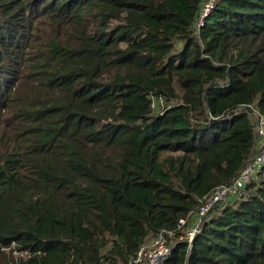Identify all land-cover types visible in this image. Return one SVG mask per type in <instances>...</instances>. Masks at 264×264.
<instances>
[{
    "label": "trees",
    "instance_id": "obj_1",
    "mask_svg": "<svg viewBox=\"0 0 264 264\" xmlns=\"http://www.w3.org/2000/svg\"><path fill=\"white\" fill-rule=\"evenodd\" d=\"M202 1L0 0V264H125L161 231V264H264V168L176 239L264 114V0L197 39Z\"/></svg>",
    "mask_w": 264,
    "mask_h": 264
},
{
    "label": "built area",
    "instance_id": "obj_2",
    "mask_svg": "<svg viewBox=\"0 0 264 264\" xmlns=\"http://www.w3.org/2000/svg\"><path fill=\"white\" fill-rule=\"evenodd\" d=\"M221 0H203L199 6L197 19L193 27V33L199 37L201 29L205 26L206 18ZM153 106V102H152ZM251 115L254 123L255 148L249 159L247 166L239 175L229 182L222 184L203 196L197 206L195 217L197 225L191 228L185 236V240L190 244L199 232L198 224L217 203L238 202L243 196L245 189L252 182H255L259 173L264 168V115L253 109ZM193 213L188 215V218ZM185 224L181 220L178 229ZM173 236L171 232L161 231L155 238L139 247L137 252L128 259L125 264H161L171 252L173 244L168 240V236Z\"/></svg>",
    "mask_w": 264,
    "mask_h": 264
},
{
    "label": "rangeland",
    "instance_id": "obj_3",
    "mask_svg": "<svg viewBox=\"0 0 264 264\" xmlns=\"http://www.w3.org/2000/svg\"><path fill=\"white\" fill-rule=\"evenodd\" d=\"M112 24H115V22H113ZM180 45H181L180 43H176V48H180ZM151 107H153L152 109H153V113L154 114L162 113L165 110V108H168L163 101H158L156 99L153 100V106H151ZM196 225H197V219H196V217L194 215L193 216H190L188 218V220H187L186 226H184L183 228H181L179 230V232L180 231H182V232H181V234L178 235V237L176 239L177 240L185 239L186 233L191 228H193ZM199 226H200V224H198V228H199ZM169 237H171V236H169ZM174 240H175V237H172V239L170 240V243L173 244L174 243ZM6 253H7L8 259H10V260H14L17 257H19V258H25V256H26L25 254H18L17 252H12V251H7Z\"/></svg>",
    "mask_w": 264,
    "mask_h": 264
},
{
    "label": "clouds",
    "instance_id": "obj_4",
    "mask_svg": "<svg viewBox=\"0 0 264 264\" xmlns=\"http://www.w3.org/2000/svg\"><path fill=\"white\" fill-rule=\"evenodd\" d=\"M199 6H200V5H199ZM198 10H199V9H198ZM203 28H204V27H203ZM203 28H202V29H203ZM202 29H201V30H202ZM199 36H200V34H199ZM198 38H199V37H197V39H198ZM151 106H152V105H151ZM152 108H153V107H152ZM245 108H249V109H251L250 119L252 120L251 115H252V113L254 112V111H253L254 108L249 107V106H245ZM242 109H243V108H241L240 110H242ZM254 110H255V109H254ZM255 111H256V110H255ZM256 112H257V111H256ZM259 114H260V113H259ZM262 115H264V114H262ZM257 178H258V177H257ZM256 180H257V179H256Z\"/></svg>",
    "mask_w": 264,
    "mask_h": 264
}]
</instances>
